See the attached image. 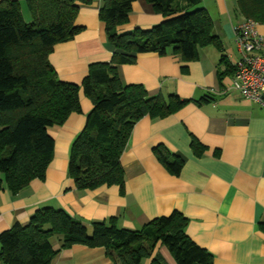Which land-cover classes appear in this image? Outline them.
<instances>
[{
    "label": "crops",
    "instance_id": "crops-1",
    "mask_svg": "<svg viewBox=\"0 0 264 264\" xmlns=\"http://www.w3.org/2000/svg\"><path fill=\"white\" fill-rule=\"evenodd\" d=\"M1 1V0H0ZM23 18H29L24 0H17ZM100 0L80 4L75 17L79 29L71 39L56 43L48 61L62 81L79 84L88 64L107 61L113 47L98 17ZM212 19V33L220 43L199 47L197 58L185 63L167 52H143L134 63L118 66L122 83L141 84L149 94H175L189 102L162 118L144 116L133 126L119 161L124 188L117 185L77 189L67 173L71 141L81 130L90 100L79 90L80 112H71L61 125L48 128L53 138L52 159L42 179L34 178L12 195L0 185V232L14 223L25 224L38 209H62L85 223L116 219L119 227L139 229L158 216L180 212L186 235L213 257V264H264V106L244 98L231 87L237 60L233 27L243 20L235 0H201ZM162 15L146 0H134L127 22L117 31L149 28ZM264 34V23L257 24ZM224 60L221 61V59ZM192 137L205 149L196 156ZM162 145L183 159L177 175L156 158ZM51 243L58 240L54 237ZM54 247V246H53ZM142 264H176L166 247L157 243L141 248ZM49 264H111L101 247L73 244L59 249Z\"/></svg>",
    "mask_w": 264,
    "mask_h": 264
},
{
    "label": "trees",
    "instance_id": "trees-1",
    "mask_svg": "<svg viewBox=\"0 0 264 264\" xmlns=\"http://www.w3.org/2000/svg\"><path fill=\"white\" fill-rule=\"evenodd\" d=\"M92 1L24 0L28 22L17 0L0 1V185L3 182L12 195L32 179L44 177L54 146L48 128L80 112V89L92 107L68 151L67 173L77 189L117 185L123 191L119 158L134 124L146 115L162 118L189 102L206 100L151 95L141 84L122 83L118 73V66L134 63L143 52H172L185 68L197 58L199 47L220 48L201 0H146L163 19L126 32L117 31V26L127 22L134 0H100L98 17L113 47L110 59L89 63L79 84L60 80L48 55L79 29V3ZM235 12L243 20L263 24L264 0H235ZM190 146L196 156L205 149L194 137ZM153 153L171 174L179 173L182 158L162 145L153 147ZM186 224L187 219L173 210L139 229L119 227L114 217L92 221L88 229L64 210L44 207L27 223H14L0 232V264H49L59 249L73 244L103 248L111 264H142V246L151 250L157 243L168 249L176 264H213L212 255L186 235ZM54 237L58 248L51 243ZM152 263L162 264L159 257Z\"/></svg>",
    "mask_w": 264,
    "mask_h": 264
},
{
    "label": "built area",
    "instance_id": "built-area-1",
    "mask_svg": "<svg viewBox=\"0 0 264 264\" xmlns=\"http://www.w3.org/2000/svg\"><path fill=\"white\" fill-rule=\"evenodd\" d=\"M257 22L245 19L233 27L237 60L231 74V87L244 98L264 106V34Z\"/></svg>",
    "mask_w": 264,
    "mask_h": 264
},
{
    "label": "rangeland",
    "instance_id": "rangeland-1",
    "mask_svg": "<svg viewBox=\"0 0 264 264\" xmlns=\"http://www.w3.org/2000/svg\"><path fill=\"white\" fill-rule=\"evenodd\" d=\"M200 5V4H199ZM24 20H25V22H28L29 20H30V18H24ZM235 47V46H234ZM235 51H236V49H235ZM237 53V52H236ZM237 57H238V55H237ZM54 247L56 246V243H53L52 244Z\"/></svg>",
    "mask_w": 264,
    "mask_h": 264
}]
</instances>
